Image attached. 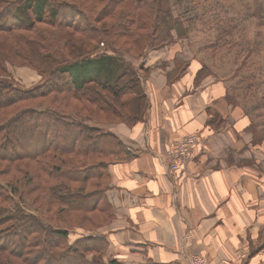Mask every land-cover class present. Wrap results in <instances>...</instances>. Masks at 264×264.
<instances>
[{
  "label": "trees",
  "instance_id": "trees-1",
  "mask_svg": "<svg viewBox=\"0 0 264 264\" xmlns=\"http://www.w3.org/2000/svg\"><path fill=\"white\" fill-rule=\"evenodd\" d=\"M164 1L0 0V72L7 60L46 75L31 88L0 79V264H122L104 259L95 231L109 218L108 165L122 141L88 120L134 124L148 96L133 65L95 49L99 34L128 52L147 39L171 41L159 33L173 28Z\"/></svg>",
  "mask_w": 264,
  "mask_h": 264
},
{
  "label": "crops",
  "instance_id": "crops-1",
  "mask_svg": "<svg viewBox=\"0 0 264 264\" xmlns=\"http://www.w3.org/2000/svg\"><path fill=\"white\" fill-rule=\"evenodd\" d=\"M172 35L140 60L144 117L100 124L122 141L108 165L109 218L95 229L104 259L264 264V125L230 99L225 79L185 54L188 35ZM192 133L201 136L194 157L170 173L174 141Z\"/></svg>",
  "mask_w": 264,
  "mask_h": 264
},
{
  "label": "rangeland",
  "instance_id": "rangeland-1",
  "mask_svg": "<svg viewBox=\"0 0 264 264\" xmlns=\"http://www.w3.org/2000/svg\"><path fill=\"white\" fill-rule=\"evenodd\" d=\"M127 1L128 5L134 3V0ZM167 1H169L172 11L169 23L173 28L170 31L164 29L159 33L163 37L173 32L181 36L188 35L185 54L189 56L197 54L196 56L204 62L206 67L204 66L202 74L209 71L217 75L218 78L225 79L230 88V99H239L238 101L245 111L263 126L264 0H166V3L164 1L165 5H168ZM155 4L151 3L153 6L150 7L153 10H155ZM147 7L149 6L147 5ZM165 38L147 39L142 45V49L128 52L122 47L123 41H120L116 47L112 39L104 34H99L100 42L96 44L98 46L95 50L108 51L119 56L126 66L133 65L144 79L141 58L148 55L151 48L156 47L153 45L159 43L160 46L163 41L161 39ZM4 68L6 72H0V79L11 81L20 88L34 87L42 83L46 76L43 75L45 72L40 74L39 70L32 66L12 64L7 60L4 62ZM46 71L47 74L49 66L46 67ZM62 98L63 96L60 94V99ZM70 99L75 98L71 97ZM46 102H41L43 103L41 107L49 104ZM71 103L76 104L77 102L73 100ZM30 104L38 105V102H23L21 105ZM69 109L72 110L71 107ZM89 111L90 108L87 107L83 114ZM99 116L93 120L89 119V124L100 126V124L120 122L111 120L107 115ZM98 118L104 120L97 121ZM0 182L6 183L1 178ZM21 204L24 210L30 209L45 223L54 222L50 221L46 215L41 214L30 203L28 206L23 202ZM75 228L86 231L83 227L76 226Z\"/></svg>",
  "mask_w": 264,
  "mask_h": 264
},
{
  "label": "built area",
  "instance_id": "built-area-1",
  "mask_svg": "<svg viewBox=\"0 0 264 264\" xmlns=\"http://www.w3.org/2000/svg\"><path fill=\"white\" fill-rule=\"evenodd\" d=\"M198 133H192L174 141L171 151L169 172L174 174L180 171L185 163L194 157V147L200 140ZM190 264H209V260L203 255H194L190 258Z\"/></svg>",
  "mask_w": 264,
  "mask_h": 264
}]
</instances>
